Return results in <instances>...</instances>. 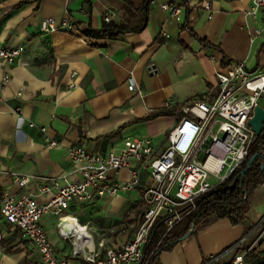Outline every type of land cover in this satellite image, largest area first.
I'll list each match as a JSON object with an SVG mask.
<instances>
[{"label":"crops","instance_id":"crops-1","mask_svg":"<svg viewBox=\"0 0 264 264\" xmlns=\"http://www.w3.org/2000/svg\"><path fill=\"white\" fill-rule=\"evenodd\" d=\"M147 1L0 0V41L9 49L24 48L12 66L0 58L1 193H28L40 203L47 202L48 197L37 195L39 179L70 172L68 152L76 145L93 153H107L123 147L127 139L150 136L160 146L183 117L179 109L216 88L218 72L235 63H244L253 71L264 62V19L247 15L250 0H187L190 11L183 8L181 24L161 11L160 4L168 0H154L143 32L115 40L94 39L83 33L88 28L100 30L108 12L119 20L126 3L139 8ZM45 18L68 20L77 33L43 34L40 25ZM190 30L212 48L193 39ZM163 32L169 37L164 38ZM6 74L8 83H4ZM131 76L139 87L137 93L128 89ZM169 101L176 103L167 110L173 116L141 121L164 110ZM47 139L59 147H49ZM16 176L33 180L21 188L15 183ZM114 178L126 182L129 173L124 170ZM146 183L147 175L135 192L83 209L74 205L67 214L100 237L92 222L100 218L106 230L113 231L140 205ZM250 212L238 227L226 219L213 221L207 230L163 253L160 263L202 264L204 258L221 255L249 238L264 218L251 219ZM58 223L54 216L43 219L57 253L68 257L71 247L58 234ZM0 230L5 236L0 264H41L38 253L1 216ZM236 255L229 252L221 261L233 263Z\"/></svg>","mask_w":264,"mask_h":264},{"label":"built area","instance_id":"built-area-1","mask_svg":"<svg viewBox=\"0 0 264 264\" xmlns=\"http://www.w3.org/2000/svg\"><path fill=\"white\" fill-rule=\"evenodd\" d=\"M250 1L252 6L247 15L264 19V0ZM160 9L170 19L182 23L183 7L177 0L161 3ZM205 9L210 10L209 3ZM116 19L113 12L105 16L107 23ZM40 28L43 34L77 33L68 20L58 22L54 18L43 19ZM162 36L169 37L164 32ZM23 52V47L9 49L0 41V58L7 66L14 65ZM216 79L215 89L179 109L183 117L162 145H157L150 136L127 139L123 147L107 153H93L83 145H76L68 152L70 172L39 179L37 195L48 197L47 202L40 203L37 196L28 193L0 192V216L21 233L38 253L41 264H149L145 247L155 227L159 225L158 231L164 228L169 233L185 217L180 211L182 207L194 209L200 197L226 182L242 167L256 138L249 121L264 100V62L253 71L244 63H235L218 72ZM9 81L6 74L4 83ZM69 88L74 89L75 85ZM128 89L131 93L139 92L133 76L128 79ZM175 104L169 101L164 110L173 109ZM41 132L46 133V129L42 128ZM46 142L51 148L59 147L56 141ZM124 170L128 171L129 180H115L114 176ZM145 175L147 183L140 198L142 211L137 230L121 245L106 247L104 241L96 242L87 226L67 214L74 205L91 206L106 198L135 192L141 189ZM32 180L30 176H16L15 183L27 188ZM46 216L58 218V234L69 243L70 256L57 253L43 226ZM260 226L264 227V218ZM4 239L0 230V245ZM247 239L211 257L209 264H217ZM246 258L247 252H241L232 264H245Z\"/></svg>","mask_w":264,"mask_h":264},{"label":"trees","instance_id":"trees-1","mask_svg":"<svg viewBox=\"0 0 264 264\" xmlns=\"http://www.w3.org/2000/svg\"><path fill=\"white\" fill-rule=\"evenodd\" d=\"M36 1L39 3L43 0ZM168 1L174 2L175 0ZM153 2L154 0H149L139 8H136L131 3H126L119 20L116 19L110 23L104 21L100 30L88 28L83 33L94 39L115 40L128 33L143 32L148 25L150 9ZM181 2V6L186 10V13H189L190 7L188 1L181 0ZM22 5H24V3L20 6ZM183 28L187 29L186 25H184ZM190 32L191 37L199 40L205 48H212L206 40H200L192 30H190ZM170 116H173L172 112L162 110L141 121L147 122L159 117ZM256 153L264 154V132L261 136L255 138L250 148L249 157L236 173L226 182L200 197L194 209L191 210V207H182L180 209V211L185 214V217L179 221L169 233L166 234V229L164 228L158 231L159 225L155 227L145 247V257L149 259V264H161L160 257L163 253L172 252L177 245L183 242V238L192 230H194V232L188 239L196 237L199 233L207 230L215 220H229L233 227L244 224L249 214L251 200L254 194L259 188L264 186V171L262 170V165L264 163L263 159H257L247 170L245 175L242 174L247 168L249 161ZM141 211L142 210H139L138 212L139 216ZM131 222L136 223L137 219L135 218L131 220ZM260 231L264 232L263 226L258 227L246 242L237 247L233 251L234 255L247 252L246 263L264 264V251L259 252L251 246L252 243L258 239L261 233ZM246 236L247 234L244 237ZM230 249L231 247L226 251ZM210 260V258H204L202 264H209ZM221 260L222 258L217 264H232L224 263Z\"/></svg>","mask_w":264,"mask_h":264},{"label":"rangeland","instance_id":"rangeland-1","mask_svg":"<svg viewBox=\"0 0 264 264\" xmlns=\"http://www.w3.org/2000/svg\"><path fill=\"white\" fill-rule=\"evenodd\" d=\"M263 101H261V107L264 108ZM211 183L215 184V181H211ZM139 207L140 206H137L129 215L124 217L123 221H121L119 224H116V226L113 227L114 229L113 231L106 230L105 223L100 218L93 221L92 226L97 229V234L100 235V237L93 235L96 242L104 241L106 247H111L114 244L117 245V243H120L118 245H121L126 240H130L134 236L138 227V219H139L138 212L140 210ZM83 208H85V206H82L79 209H83ZM84 210L87 211L88 209H84ZM250 211H251L250 212L251 219L258 220L264 215V186L259 188L258 191L254 194L251 200ZM135 218L137 219V222L136 223L131 222V220ZM260 232L261 233L258 239L254 241L251 246L253 249H257V250L261 249L262 251H264V232L263 231Z\"/></svg>","mask_w":264,"mask_h":264},{"label":"water","instance_id":"water-1","mask_svg":"<svg viewBox=\"0 0 264 264\" xmlns=\"http://www.w3.org/2000/svg\"><path fill=\"white\" fill-rule=\"evenodd\" d=\"M249 125L254 131L256 138L261 136L264 132V108L261 106L256 107L254 115L252 119L249 121ZM263 159L264 160V154L262 153H256L251 160L249 161L247 168L243 171V175L247 172V170L251 167V165L257 160V159ZM262 170L264 171V163L262 165ZM194 230H192L186 237L183 238V241L187 240L192 234Z\"/></svg>","mask_w":264,"mask_h":264},{"label":"bare ground","instance_id":"bare-ground-1","mask_svg":"<svg viewBox=\"0 0 264 264\" xmlns=\"http://www.w3.org/2000/svg\"><path fill=\"white\" fill-rule=\"evenodd\" d=\"M69 221V220H68Z\"/></svg>","mask_w":264,"mask_h":264}]
</instances>
